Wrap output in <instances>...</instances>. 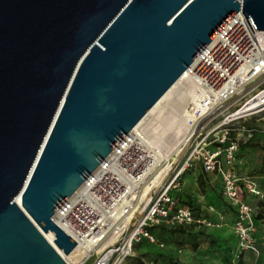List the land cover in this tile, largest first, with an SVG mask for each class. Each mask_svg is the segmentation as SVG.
I'll list each match as a JSON object with an SVG mask.
<instances>
[{
  "label": "water",
  "instance_id": "water-1",
  "mask_svg": "<svg viewBox=\"0 0 264 264\" xmlns=\"http://www.w3.org/2000/svg\"><path fill=\"white\" fill-rule=\"evenodd\" d=\"M239 10L264 30V0H0V264H66L35 223L72 251L57 207Z\"/></svg>",
  "mask_w": 264,
  "mask_h": 264
},
{
  "label": "built area",
  "instance_id": "built-area-1",
  "mask_svg": "<svg viewBox=\"0 0 264 264\" xmlns=\"http://www.w3.org/2000/svg\"><path fill=\"white\" fill-rule=\"evenodd\" d=\"M186 70L173 92L176 105L166 112L182 119L177 151L168 150L171 138L154 112L120 138L55 210L52 220L76 242L77 259L63 258L66 264H124L143 242L164 248L152 232L156 226H220L179 195L184 174L195 166L219 177L220 195L234 215L237 244L227 264H239L246 250L257 252L264 190L237 169L238 142L230 131L240 119L264 114V30L252 32L239 10Z\"/></svg>",
  "mask_w": 264,
  "mask_h": 264
},
{
  "label": "crops",
  "instance_id": "crops-1",
  "mask_svg": "<svg viewBox=\"0 0 264 264\" xmlns=\"http://www.w3.org/2000/svg\"><path fill=\"white\" fill-rule=\"evenodd\" d=\"M243 148L244 153L238 156L237 169L242 174L254 176L259 187L264 190V143L257 139ZM220 190L219 177L215 174L202 173L199 166L189 169L184 174L179 191L180 197L194 210L210 221L219 223L220 226L177 227L182 228L183 232H172L168 240L164 241V248L152 245L161 253L158 259L160 264H227V257L236 247L237 240L231 228L234 217L232 209L222 199ZM248 200L251 203L256 201L252 198ZM208 206L213 207V210H209ZM259 206L260 214L255 222L257 252L246 250L239 264H264V203L259 202ZM219 215L223 216L222 220L219 219ZM204 228H206L205 231L198 232ZM145 246L150 245L142 243L135 248V252Z\"/></svg>",
  "mask_w": 264,
  "mask_h": 264
},
{
  "label": "bare ground",
  "instance_id": "bare-ground-1",
  "mask_svg": "<svg viewBox=\"0 0 264 264\" xmlns=\"http://www.w3.org/2000/svg\"><path fill=\"white\" fill-rule=\"evenodd\" d=\"M187 74V70H185L181 76L173 83V85L158 99V101L150 108V110L148 111V113L140 120L139 123H141L147 116H149L152 113H158L160 114L159 117H157L158 121H162L160 122V124L163 127V135L166 136H170L171 141L168 143L167 145L169 146V149H173V152L177 151L176 149L178 148L177 145V141L183 131V124H182V119H179L178 121V117H176V115H170L171 117H167V113L169 112V108H172L173 105H176L175 100L172 98L173 96V92L174 90L180 86V84L182 83L183 79L185 78ZM168 111V112H167ZM167 112V113H166ZM138 123V124H139ZM167 136V137H168ZM168 151H166L167 153ZM170 152V151H169ZM160 155L162 157H164L165 155H163V153L160 152ZM148 190V186L144 188L143 190V195L141 198L144 197V195L147 193ZM14 202L20 206L22 209V205L20 203V199L18 197L15 198ZM37 229L42 233V235L47 239V241L55 248V250L60 254V256L62 258H64L66 261L69 259H77V257L75 255L78 256L77 253V248L72 249V251L68 254H64L63 251L61 249H59L53 242V234L50 231H46L44 232L42 230V228L35 223Z\"/></svg>",
  "mask_w": 264,
  "mask_h": 264
},
{
  "label": "rangeland",
  "instance_id": "rangeland-1",
  "mask_svg": "<svg viewBox=\"0 0 264 264\" xmlns=\"http://www.w3.org/2000/svg\"><path fill=\"white\" fill-rule=\"evenodd\" d=\"M230 135L232 138L237 139V142H238V152L239 153H237V157L239 156V154H242L244 150L243 148L244 146L253 143L255 140L260 139L261 142L264 143V114H262V116H253L245 120L240 119L239 122H236L232 126ZM237 162H238V159H237ZM198 185H200L199 182H198ZM205 230L206 228L202 230L200 229L198 230V232L199 231L203 232ZM171 233H172L171 231L160 233V237H162V239L164 240H168L169 235ZM139 250L140 251L135 252V256L128 258L125 261V263L126 264H160L158 262V259L161 253L154 246L150 245V246L141 247V249ZM174 264H177V263H174Z\"/></svg>",
  "mask_w": 264,
  "mask_h": 264
},
{
  "label": "trees",
  "instance_id": "trees-1",
  "mask_svg": "<svg viewBox=\"0 0 264 264\" xmlns=\"http://www.w3.org/2000/svg\"><path fill=\"white\" fill-rule=\"evenodd\" d=\"M179 227H182V226H179ZM166 231H171V232H176V231H179V232H183V229L182 228H177V227H174V228H167L165 226H156L154 228H152V232L154 234H156V236L160 239V240H164L162 239V237H160V233H163V232H166ZM165 241V240H164ZM146 243V242H144ZM148 244V243H147ZM150 245V244H148Z\"/></svg>",
  "mask_w": 264,
  "mask_h": 264
}]
</instances>
